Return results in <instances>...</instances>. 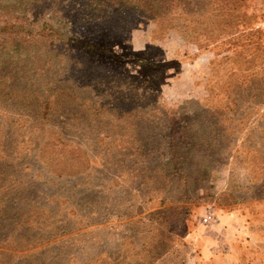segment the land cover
Returning <instances> with one entry per match:
<instances>
[{"label": "rangeland", "instance_id": "obj_1", "mask_svg": "<svg viewBox=\"0 0 264 264\" xmlns=\"http://www.w3.org/2000/svg\"><path fill=\"white\" fill-rule=\"evenodd\" d=\"M0 264H264V0H0Z\"/></svg>", "mask_w": 264, "mask_h": 264}, {"label": "built area", "instance_id": "obj_2", "mask_svg": "<svg viewBox=\"0 0 264 264\" xmlns=\"http://www.w3.org/2000/svg\"><path fill=\"white\" fill-rule=\"evenodd\" d=\"M217 216L215 212L212 210L208 211L204 216H203V224L204 225H211L215 222H217Z\"/></svg>", "mask_w": 264, "mask_h": 264}]
</instances>
